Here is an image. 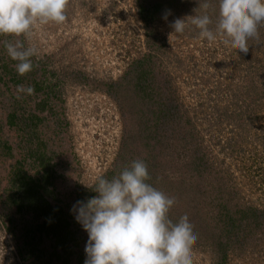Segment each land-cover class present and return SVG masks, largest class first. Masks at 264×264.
<instances>
[{
	"label": "rangeland",
	"instance_id": "rangeland-1",
	"mask_svg": "<svg viewBox=\"0 0 264 264\" xmlns=\"http://www.w3.org/2000/svg\"><path fill=\"white\" fill-rule=\"evenodd\" d=\"M208 2L207 14L215 20L216 0ZM198 7V0H164L162 9L172 15L167 22L162 17L155 23L154 32L160 37L155 48L148 46L137 0H68L65 22L38 24L25 41L38 49L33 58L46 70L44 85L55 84L59 92L55 119L63 127L55 133L54 121L48 119L39 137L46 150L60 153L55 159L59 176L55 185L67 204L76 202L77 190L92 188L98 178L115 169L124 117L117 101L100 86L117 82L122 84L119 98L132 133L142 118L140 88L161 90L162 96L173 98L180 107L178 124L188 133L176 134L173 140H179L172 151L183 165L186 151L201 148L211 167L202 191L208 213L225 202L264 211V26L258 28L259 39L249 40L247 54L225 43L224 36L209 43L192 25L182 34L172 33L169 24L194 15ZM3 59L0 50V64ZM136 62L141 67L136 68ZM145 68L158 74L153 82L148 77L141 80ZM2 135L15 143L19 132L4 125ZM183 136L187 137L180 140ZM6 169L0 168L4 178ZM173 172L170 176L175 177ZM175 173L179 176L180 171ZM71 208H66V218L70 231L80 233L81 248L75 249L70 264H84L88 235ZM5 212L0 203V264H34L7 226ZM56 241L40 238L38 243L50 254L56 251ZM232 248L225 264H264V228L244 246ZM192 259L193 264L219 260L211 245L197 242L192 244ZM50 264H56L54 258Z\"/></svg>",
	"mask_w": 264,
	"mask_h": 264
},
{
	"label": "trees",
	"instance_id": "trees-1",
	"mask_svg": "<svg viewBox=\"0 0 264 264\" xmlns=\"http://www.w3.org/2000/svg\"><path fill=\"white\" fill-rule=\"evenodd\" d=\"M163 1L137 0L139 17L145 25L150 48H155L160 41L153 27L166 12V9H162ZM5 39L16 38L0 36V40ZM18 39L23 40V37ZM0 50L4 56L0 64V163L3 165L0 168H7L5 178L0 174V203L6 211L3 216L11 232L17 236L22 250L33 259L34 264H50L53 258L56 264H70L75 249L81 248L78 241L80 233L70 231V222L65 213L66 208L72 207L74 202L67 204L57 194L55 182L59 176L55 170V159L60 153L46 150L39 137L40 127L48 119L54 121L51 129L55 133L63 127V123L55 119L58 117L59 92L55 84L44 85L47 74L46 70L39 68L41 62L32 58V71L21 76L15 70V61L8 57L2 46ZM141 65V62H136L135 67ZM154 71V68H145L141 80L148 77L153 82L158 75ZM82 78L90 84L88 78ZM19 85L31 86L34 92L31 95L20 93ZM101 85L100 90L121 107L125 124L115 169L103 178L111 179L133 161H144L150 177L146 182L175 198L176 203L169 210L168 218L175 222L187 214L196 235L194 242L211 245L218 255L217 263L225 264L232 247L244 246L264 228V211L225 202L223 207L217 206L212 213H208L204 208L205 193L202 191L207 169L211 167L201 148L186 151L183 165L175 159L178 156L172 151L179 140L174 141L178 137L176 134L188 133L182 130L181 123L178 124L182 110L174 99L162 96L161 90L155 93L153 88L151 92L140 88L142 118L135 129L139 133H132L128 113L123 108L124 101L119 98L122 84L111 82ZM4 125L19 132L16 144L10 143V139L2 135ZM8 161L9 166H5ZM176 169L180 171L179 176L175 173ZM170 170L174 171L175 177L170 176ZM95 195L91 188L79 189L76 201ZM40 238L56 239L53 243L56 251H48V254L45 247L38 243ZM82 255L86 257V254Z\"/></svg>",
	"mask_w": 264,
	"mask_h": 264
},
{
	"label": "clouds",
	"instance_id": "clouds-1",
	"mask_svg": "<svg viewBox=\"0 0 264 264\" xmlns=\"http://www.w3.org/2000/svg\"><path fill=\"white\" fill-rule=\"evenodd\" d=\"M68 0H0V40L16 72L32 71L38 49L25 41L36 26L61 24L66 20ZM215 20L207 14L208 0H198L195 14L169 24L172 33H184L187 25L199 30L209 43L224 36L239 52L247 54L249 40L259 39L264 25V0H216ZM198 9L205 11L198 12ZM172 15L167 10L163 19ZM24 37V40L18 39ZM31 95L34 88L19 85ZM146 163L136 160L111 179L98 178L91 188L95 196L76 201L71 213L87 233L84 264H193L192 244L196 239L187 214L175 222L168 212L176 203L150 183Z\"/></svg>",
	"mask_w": 264,
	"mask_h": 264
}]
</instances>
